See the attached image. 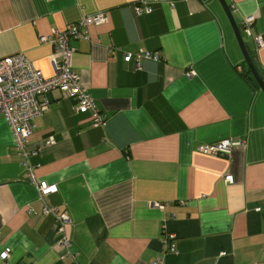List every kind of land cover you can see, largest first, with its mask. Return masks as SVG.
Here are the masks:
<instances>
[{
	"label": "crops",
	"instance_id": "crops-1",
	"mask_svg": "<svg viewBox=\"0 0 264 264\" xmlns=\"http://www.w3.org/2000/svg\"><path fill=\"white\" fill-rule=\"evenodd\" d=\"M225 1L264 73V0ZM97 11L105 22L69 43L104 123L53 89L24 154L0 113V264H264V92L240 74L221 3L0 0V58L22 53L49 77L53 45L40 35ZM139 50L158 59L124 60ZM221 139L240 144L198 149ZM40 181L56 191L40 195ZM168 233L178 254L161 250Z\"/></svg>",
	"mask_w": 264,
	"mask_h": 264
},
{
	"label": "built area",
	"instance_id": "built-area-1",
	"mask_svg": "<svg viewBox=\"0 0 264 264\" xmlns=\"http://www.w3.org/2000/svg\"><path fill=\"white\" fill-rule=\"evenodd\" d=\"M136 10L137 12L141 11L140 8ZM144 10L150 11V7L145 5ZM252 19V16L245 17L242 23L245 29ZM105 20V12L97 11L84 15L65 30L51 31L48 34L40 35L41 43L50 42L53 45V53L50 56L53 73L49 77H44L22 53H14L0 58V113L8 122L14 135L15 147L20 152L26 154L25 146L34 127V121L47 109L41 96L53 89H59L65 95L73 97L76 100V112H89L96 125L104 123V116L98 112L95 103L81 85L78 75L72 70L71 57L74 48L70 45L69 38L71 35H79L84 27L101 24ZM253 41L256 45H263L261 37H254ZM141 59L157 60L158 55L155 52L139 50L134 55L127 54L124 57L127 62L134 60L136 65ZM192 74L193 71H189L186 76L191 77ZM239 144V141L221 139L211 144L200 145L198 149L206 154L227 155ZM224 179L228 182L233 181L230 174H226ZM38 190L40 195H47L55 192L56 186L40 181ZM157 205L160 208L164 207L162 203H157ZM51 210L57 212L56 207ZM57 217L60 223L67 221V215L64 212L58 213ZM174 239V233L165 234L161 240V250L165 253L178 254ZM9 254L10 248L5 247L0 251V260L5 261ZM156 264H160V262L158 261Z\"/></svg>",
	"mask_w": 264,
	"mask_h": 264
},
{
	"label": "water",
	"instance_id": "water-1",
	"mask_svg": "<svg viewBox=\"0 0 264 264\" xmlns=\"http://www.w3.org/2000/svg\"><path fill=\"white\" fill-rule=\"evenodd\" d=\"M219 2L221 3L224 12L229 20L230 25L232 26V29L234 31L236 40L240 46V49L242 51L243 57H244V61L246 63V66L248 67V69L250 70L253 78L255 79L256 83L258 84V86L260 87V89L264 92V81L260 75V73L258 72L255 64L252 61L251 56L249 55L248 49L243 41V36L240 32L239 27L237 26L236 22L234 21V18L232 16V12L230 10L229 5L226 3L225 0H219Z\"/></svg>",
	"mask_w": 264,
	"mask_h": 264
},
{
	"label": "trees",
	"instance_id": "trees-1",
	"mask_svg": "<svg viewBox=\"0 0 264 264\" xmlns=\"http://www.w3.org/2000/svg\"><path fill=\"white\" fill-rule=\"evenodd\" d=\"M249 51H250V50H249ZM249 53H250V56H251V58H252L253 63H254L255 66H256V62H255V59H254L253 54H252L251 52H249ZM243 64H244V68L242 69V72H241L240 74L242 75L243 78H245L247 81H249V83H250L253 87L258 88V84L256 83L255 79L253 78V76H252L250 70L248 69V67L246 66L245 62H244ZM256 68H257V66H256ZM257 69H258V68H257ZM258 71H259V70H258ZM259 73H260V75H261V77H262V79H263V81H264V73H261L260 71H259Z\"/></svg>",
	"mask_w": 264,
	"mask_h": 264
}]
</instances>
